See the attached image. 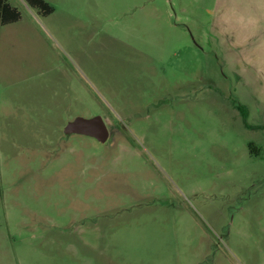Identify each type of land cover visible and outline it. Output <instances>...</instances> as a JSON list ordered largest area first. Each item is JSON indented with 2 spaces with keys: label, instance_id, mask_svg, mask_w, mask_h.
Here are the masks:
<instances>
[{
  "label": "rangeland",
  "instance_id": "rangeland-1",
  "mask_svg": "<svg viewBox=\"0 0 264 264\" xmlns=\"http://www.w3.org/2000/svg\"><path fill=\"white\" fill-rule=\"evenodd\" d=\"M6 1L0 264H264V16Z\"/></svg>",
  "mask_w": 264,
  "mask_h": 264
},
{
  "label": "water",
  "instance_id": "water-1",
  "mask_svg": "<svg viewBox=\"0 0 264 264\" xmlns=\"http://www.w3.org/2000/svg\"><path fill=\"white\" fill-rule=\"evenodd\" d=\"M63 132L67 137L72 134H80L94 138L101 143H104L110 135L103 117L98 114L90 117H74L65 124Z\"/></svg>",
  "mask_w": 264,
  "mask_h": 264
},
{
  "label": "crops",
  "instance_id": "crops-1",
  "mask_svg": "<svg viewBox=\"0 0 264 264\" xmlns=\"http://www.w3.org/2000/svg\"><path fill=\"white\" fill-rule=\"evenodd\" d=\"M219 16H237L241 14L264 16V0H218Z\"/></svg>",
  "mask_w": 264,
  "mask_h": 264
},
{
  "label": "trees",
  "instance_id": "trees-1",
  "mask_svg": "<svg viewBox=\"0 0 264 264\" xmlns=\"http://www.w3.org/2000/svg\"><path fill=\"white\" fill-rule=\"evenodd\" d=\"M32 6L38 7L44 13H49L51 8L44 0H28ZM19 19V12L12 7L6 0H0V26L8 24ZM241 112L245 115V107L239 105Z\"/></svg>",
  "mask_w": 264,
  "mask_h": 264
}]
</instances>
